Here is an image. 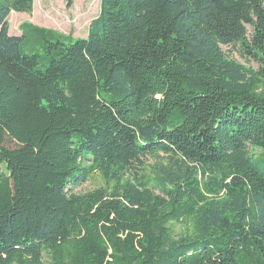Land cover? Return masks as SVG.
Wrapping results in <instances>:
<instances>
[{"label":"trees","instance_id":"trees-1","mask_svg":"<svg viewBox=\"0 0 264 264\" xmlns=\"http://www.w3.org/2000/svg\"><path fill=\"white\" fill-rule=\"evenodd\" d=\"M33 1L0 0V264H264V0H99L71 44L9 35Z\"/></svg>","mask_w":264,"mask_h":264},{"label":"rangeland","instance_id":"rangeland-1","mask_svg":"<svg viewBox=\"0 0 264 264\" xmlns=\"http://www.w3.org/2000/svg\"><path fill=\"white\" fill-rule=\"evenodd\" d=\"M99 0H74L73 6L69 9L65 7L63 0H34L31 14L12 12L8 17L9 35L19 37L23 33V25L51 30L57 35H49L51 41H60L63 44H71L77 39L86 38L88 26L99 13ZM248 32L250 28L247 27ZM223 52L229 59H233L242 65L256 69V64L246 59L239 46L222 47ZM23 54L35 53L42 54L39 44L26 43L21 46ZM42 65L47 64L46 59L40 60ZM161 156V155H160ZM142 164L150 167L157 162L155 158H141ZM100 185L97 176L82 183L76 188V193H85L93 190ZM182 227L175 226L174 232L179 234Z\"/></svg>","mask_w":264,"mask_h":264}]
</instances>
